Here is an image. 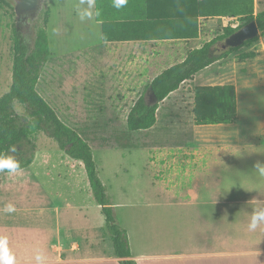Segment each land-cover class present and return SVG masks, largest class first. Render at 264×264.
Instances as JSON below:
<instances>
[{"label":"crops","instance_id":"1","mask_svg":"<svg viewBox=\"0 0 264 264\" xmlns=\"http://www.w3.org/2000/svg\"><path fill=\"white\" fill-rule=\"evenodd\" d=\"M184 1L189 2L128 0L124 8L116 9L112 6L113 0H102L101 14L106 19L103 22L95 15V0L92 21L101 40L90 52V62L84 64L85 55L79 57L81 60L84 57L81 63L85 69L92 67L87 82L99 89L100 83H104L105 71L109 70L112 71L109 73L111 77L114 74L119 76L114 80L115 88L111 87L109 92L117 93L119 97H124L121 92H134L137 98L144 93L146 96L149 83L164 70L165 63L173 62V65L183 61L190 50L223 34L226 27L241 24L244 15L239 12L250 4V0H198L209 4L205 10H225L228 14L200 15L198 36L180 37L194 33V27L187 19H174L173 16L183 11L179 4ZM263 9L264 0H254L255 14ZM191 12L193 14L195 10ZM149 13L162 18L149 19ZM105 34L112 37L134 35L135 39L106 40ZM147 36L158 39H148ZM224 41L217 43L220 50H226L222 47ZM250 51L256 52V55L239 60L240 54ZM42 76L41 73L42 87L47 89V77L43 79ZM192 79L196 82L200 80L193 89L190 86L189 108L193 111V119L186 125V135L183 131L173 132L176 138L172 144L176 149L186 147L187 155L180 157L176 153L173 160L186 163L191 178L189 193L195 197L204 195L205 198H194L189 202L190 210L197 213L190 215L187 235L181 238L174 228L171 231L167 228L154 230L145 226L139 228L133 237L125 227L131 258L137 264H264V224L255 231L248 228L253 205L264 203V176L255 173V164L264 163V109H260L262 106L255 107V102L248 101L243 92V86L250 85L251 96H255V89L264 85V35L252 45L244 46L228 58L202 69ZM142 84L147 85L146 91L141 89ZM133 85L137 87L133 88ZM216 85L235 86L237 120L233 123L197 124L195 89ZM182 138H186V144ZM9 184L5 181L4 185ZM17 185V188L11 189L22 188L21 184ZM165 191L168 190L161 189L159 194ZM231 195L234 197H229ZM142 205L152 211L173 212L179 210L181 204L165 199H149ZM58 208L64 212L59 231L49 238H59V245L52 250L47 249L48 255L43 264H122L123 258L115 252H96L101 238H106L98 228H90L85 221L78 224L76 215L69 213V209L60 205L56 206ZM77 238L85 242L81 243ZM132 242H140L141 246L133 248ZM36 255L32 252L29 256L16 258V264H37Z\"/></svg>","mask_w":264,"mask_h":264},{"label":"rangeland","instance_id":"2","mask_svg":"<svg viewBox=\"0 0 264 264\" xmlns=\"http://www.w3.org/2000/svg\"><path fill=\"white\" fill-rule=\"evenodd\" d=\"M79 5L80 0H45L38 14L28 20L24 36L33 43L44 11L48 7L51 9L47 26L51 56L42 71V78L47 77V89H43L41 79L37 89L56 108L63 121L79 129L77 131L90 143L119 224L133 237L139 228L147 226L154 230L174 228L181 238L187 235L190 215L197 213L190 210L189 202L205 196L195 197L189 193L191 178L186 163L173 160L176 153L186 157L187 148L172 146L176 138L173 132L183 131L186 135V125L193 119L189 92L200 80L186 82L160 102L153 127L130 131L126 120L138 99L136 94L121 92L124 97H119L109 92L111 87L115 88L114 80L119 79L116 74L111 77L109 70L105 71L104 83H100L99 89L87 82L92 67L85 69L81 63L84 57L82 60L79 57L85 55L84 64L90 62V52L99 45L101 38L92 19H79L76 12ZM11 11L0 8V95L11 83L13 25L17 22V16ZM171 64L165 63L163 69ZM146 87L142 84L141 89L144 91ZM255 90V96H251V86H243L245 98L254 101L255 107L262 106V110L264 85ZM146 97L150 100V92ZM16 108L19 113H25V107L19 103ZM37 137L38 149L31 165L15 174L0 172V235L9 237L16 258L32 252L47 257V249L59 245V238L49 237L59 231L64 213L56 209L60 205L76 215L78 224L85 221L90 228H98L106 236L101 238L96 252H115L105 216L93 196L83 163L60 149L57 141L46 133ZM186 138H182L185 144ZM5 181L11 184L4 185ZM17 184L22 188L11 189L17 188ZM161 189L168 191L160 195ZM149 199H165L181 205L173 212L152 211L142 205ZM7 203L15 204L14 213L3 211ZM77 240L85 242L81 238ZM132 246L135 248L141 243L132 242Z\"/></svg>","mask_w":264,"mask_h":264},{"label":"trees","instance_id":"3","mask_svg":"<svg viewBox=\"0 0 264 264\" xmlns=\"http://www.w3.org/2000/svg\"><path fill=\"white\" fill-rule=\"evenodd\" d=\"M96 3L99 12L97 18L106 22L101 14L102 0H96ZM208 5L198 0L184 1L179 4V7L184 9L181 13L174 14V19H187L194 27L193 34L180 37L198 36L200 15H218L220 12L226 13L222 15L228 14L225 10L218 11L213 8L211 11L205 10ZM0 8H10L11 13L16 15L14 5L8 0H0ZM192 10H195L193 14ZM239 13L244 15L241 24L236 27H226L223 34L207 41L199 48L190 50L183 61L167 67L149 83L148 91L154 93L157 101L150 104L145 93L136 100L127 117V127L130 131L153 127L157 122L160 102L178 90L185 81L192 79L196 73L212 63L228 58L230 54L244 46L252 45L264 34V9L255 14L254 0H250L249 6ZM50 18L51 9L48 7L44 11L43 22L37 28L33 43L27 40L17 22L13 25L11 83L7 90L0 95V153L15 156L20 161V169H24L34 161L35 152L38 149L37 136L39 134L46 133L48 137L55 139L60 149L83 163L93 196L105 216L115 253L118 257L123 258L121 263L137 264L131 258L127 231L119 224L114 214L107 187L99 175L98 165L90 143L76 129L60 118L55 108L37 89L43 68L51 56L47 30ZM148 18L161 19L162 16L157 18V15L149 13ZM252 20H256L260 28V34L257 37L226 50H220L217 47L219 41L231 36ZM147 37H149L148 39H158L155 38L156 36ZM105 39H135V36L115 35L112 37L105 34ZM255 55L254 51L242 53L239 55V60L252 58ZM195 99L194 113L197 124L233 123L237 120L234 85L199 86L195 89ZM16 103L25 107V113H19ZM11 148H15L16 151L11 152Z\"/></svg>","mask_w":264,"mask_h":264},{"label":"clouds","instance_id":"4","mask_svg":"<svg viewBox=\"0 0 264 264\" xmlns=\"http://www.w3.org/2000/svg\"><path fill=\"white\" fill-rule=\"evenodd\" d=\"M128 0H113L112 6L116 9H122L126 6ZM86 5V7L84 6ZM95 7V0H80V5L77 6L76 12L81 21L91 20L93 18ZM95 15H99L96 11ZM11 152H15V148L10 149ZM21 168L20 161L13 155L0 153V172H7L9 174L17 173ZM255 173L260 176H264V163L257 162L255 164ZM3 211L5 213H14L16 206L13 203H7L4 205ZM261 224H264V203L253 205V211L251 215L248 228L251 231L257 230ZM259 255V253H258ZM37 264H43L45 256L38 253L35 256ZM0 264H16V254L10 248V241L7 235H0Z\"/></svg>","mask_w":264,"mask_h":264},{"label":"water","instance_id":"5","mask_svg":"<svg viewBox=\"0 0 264 264\" xmlns=\"http://www.w3.org/2000/svg\"><path fill=\"white\" fill-rule=\"evenodd\" d=\"M15 8L16 15L31 13L32 16H36L38 12L45 5V0H8ZM260 34V28L256 20H252L247 23L231 36L227 37L222 43L224 49H228L232 46H239L243 44L246 40L257 37ZM157 101L153 92L150 93L149 103H155Z\"/></svg>","mask_w":264,"mask_h":264},{"label":"flooded vegetation","instance_id":"6","mask_svg":"<svg viewBox=\"0 0 264 264\" xmlns=\"http://www.w3.org/2000/svg\"><path fill=\"white\" fill-rule=\"evenodd\" d=\"M32 17L31 13L28 14H21L17 16L18 20L17 23L21 26L23 33L25 32V28L27 26L28 20Z\"/></svg>","mask_w":264,"mask_h":264}]
</instances>
